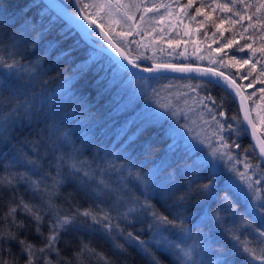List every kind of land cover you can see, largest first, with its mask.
<instances>
[{"label":"snow or ice","instance_id":"1","mask_svg":"<svg viewBox=\"0 0 264 264\" xmlns=\"http://www.w3.org/2000/svg\"><path fill=\"white\" fill-rule=\"evenodd\" d=\"M238 2L244 4L245 0H229L232 5ZM74 3L79 5L80 11L84 13L82 17L79 13L73 14L74 21L89 37L96 36L99 39L102 34L105 44L111 50L110 63L114 66L112 82L124 76L130 83L140 82L141 94L150 97V102L156 109L167 113L177 125L192 135V139L205 145L213 159L224 161L227 170L232 174L229 180L230 187L244 199L245 215H241L236 210L235 204L227 195L223 197L224 204L221 206V211L226 216L232 217V224L228 225L225 217L218 213L215 217L216 226L224 227L225 235L232 242V247L227 252L220 251L215 249L209 237L201 232L196 231V235L193 236L194 229L183 218L188 204L199 203L212 197L213 179L207 183H199L198 178H195L189 180L186 185H181L173 180L171 174L167 181H160L159 175L163 169L147 174L142 173L134 165L120 164L111 159L104 160L96 167L81 159L76 141L72 139L74 132L70 129L66 130L65 126L73 120L79 124L81 117L87 116L86 96L74 94L70 85L73 81L83 79L93 70L97 58L94 54H89L70 68L71 74L65 77L63 87L57 92V95L65 98V103L72 110L64 112L59 120L55 118V111L49 112L48 117L52 123L45 129L46 139L32 143L33 154L29 155L23 148L15 149V146L12 152H0V163L6 162L3 163L4 172L0 175V198L5 194L9 198L7 211L0 214V220L8 225L6 229H0V264H129L130 247L136 249L144 264H165L157 252L170 255L174 264H232L230 255L248 257L250 258L248 264L255 260H260L264 264V247H252L248 238L258 239L260 244H264V167L261 166V162L253 164L247 158L248 152H254L258 146V156L264 162V140L257 141L251 149H242L243 160L232 153L233 149H241L237 140L242 133L248 131V126L252 128L249 134L255 137L256 125L249 118L248 110L244 105V101L251 97H245L241 91L242 85L237 84L236 79L230 78L223 72L170 63H150L144 66L130 59L127 45L114 42L109 35L111 29L105 31L95 17L105 10L108 16H112L113 10L120 12L131 6L139 9L140 3L136 0H131L127 5L124 0H91V2L74 0ZM191 6L192 0H189L187 7ZM215 6L221 10L231 11L227 4L216 2ZM89 8L96 9V12L86 11ZM262 9H264V0H259L256 12L259 13ZM144 11H153V7H145ZM196 14L200 15L201 9L198 8ZM122 19L131 21L135 18L124 10ZM247 19L251 21L252 17L248 16ZM259 19L264 20V18ZM81 20L86 21L87 26L80 23ZM140 20L143 22V16ZM119 22L113 20V23ZM249 27L255 25L250 23ZM260 27H264V23H261ZM9 28L13 30L11 35L7 31ZM97 28L100 29L99 33L96 32ZM247 30L244 29L245 32ZM34 33L36 29L27 19L21 23L17 18L0 12V34L13 41V49L28 45L35 48L40 35ZM131 34V31L119 33L120 36ZM249 39L251 40L252 37L250 36ZM261 39H264V36ZM232 43L233 40L227 41L220 50L230 47ZM51 47L50 43L49 50ZM99 48L105 50V45L100 44ZM245 48L250 54L241 57L240 60H237L233 53L230 62L234 66L248 65L253 59L256 63L264 61V44L258 48L246 44L236 51L244 52ZM73 51H75L74 47L62 50L60 58L71 57ZM257 52L261 53L258 58ZM17 55L15 51H9L6 58L5 54L0 53V68L5 70L0 72V142L4 143L5 147L16 139L14 129L20 123L22 115H30L32 107L27 101L21 102L16 95L19 85L13 82V78L21 81L27 77H34L36 68L41 63V59L37 58L35 64L31 62L24 64L17 59ZM68 62L70 65L73 63L71 60ZM223 63L224 61H221V64ZM256 63L251 64L246 76H240L238 79L243 80L251 76ZM169 71L197 73L204 79L199 80L195 85H186L190 92L179 93L172 98H162L160 91L152 86L151 80L159 81L166 78L163 74ZM141 73L149 75L144 76ZM260 76H264V68L261 69ZM248 87H252V84ZM213 89H219V95H213ZM260 91L264 92V89ZM237 97H239L238 110L244 111L242 119L237 115H229L227 111L229 101H235ZM4 100L13 106L6 107L3 104ZM74 100L75 106H73ZM258 120L264 125V117H258ZM200 133H203V138ZM225 133L229 135L226 136ZM233 135L237 139H233ZM209 139H212L211 143H207ZM142 150L145 156L151 155L152 144L146 142ZM241 163L243 170L237 167ZM53 168L55 174L50 171ZM81 173L82 175H78ZM113 177H124V179L122 181L116 179L113 182ZM69 181H78L82 187L86 185L91 188L92 195L99 203L95 207L83 210L76 208L74 212H63L56 204V197L61 195L60 187ZM133 189L139 190V195H134ZM104 198H107V209L99 206L105 203ZM153 199L164 205L172 200L175 214L159 211L156 204L152 203ZM21 216L23 218H20ZM137 224L145 227L136 230L134 226ZM130 226L133 230H129ZM243 230L248 231V237L242 236ZM70 231L99 234L109 243L111 255L98 250L90 241L84 240L80 241L79 246L71 254L65 255L60 247L61 234ZM29 232H34L40 238V243L31 241L28 238ZM143 232L150 233L151 239H143L141 235ZM213 255L216 259H212Z\"/></svg>","mask_w":264,"mask_h":264},{"label":"trees","instance_id":"2","mask_svg":"<svg viewBox=\"0 0 264 264\" xmlns=\"http://www.w3.org/2000/svg\"><path fill=\"white\" fill-rule=\"evenodd\" d=\"M62 1L69 7L73 6V0ZM85 2H91V0H85ZM136 2L140 3L139 9L131 6L120 12L113 10L112 16H108L107 10H105L98 18L95 17L107 31L111 29L109 34L118 44L127 45L130 57L152 63L204 65L220 70L242 85L247 97H251L249 101L253 111H256L257 106L264 111V99H262L264 92L260 91L264 89V82H261L264 81V76H260L261 69L264 68V61L256 63L253 59L250 64L242 67L239 64L234 66L230 62L233 53L237 60L250 54L247 48L244 52L236 51L242 45L252 44L253 48H258L264 44V39H261L264 36V27H260L264 20L259 19L264 18V9L259 13L256 12L259 0H245L244 4L238 2L236 5L230 4L229 0H192L191 7H187L189 0H136ZM216 2L227 4L231 11L221 10L215 6ZM124 3L127 5L131 3V0H124ZM246 5L250 6L246 7ZM145 7H153V11L145 12ZM198 8L201 9L200 15L196 14ZM124 10L135 19L124 21L122 19ZM86 11L95 13L96 9L89 8ZM0 12L17 18L21 23L27 19L36 29L34 35L37 33L40 35L35 48L28 45L26 47L17 46L13 49V41L0 34V53L5 54L7 58L9 51H15L18 54L17 59L24 64L29 62L35 64L37 58L41 59L34 77H27L21 81H16L13 78V82L19 85L16 95L21 102L27 101L32 107L30 115H22L20 123L14 129L16 139L12 140V143L7 147L0 142V152H12L13 146H15V149L23 148L29 155L33 154L32 143L46 139L45 129L52 123L48 117L49 112H58L56 118L59 120L64 112L72 110L65 103L63 96L56 97L57 92L64 85L65 77L71 74L70 68L75 63L84 60L89 54H94L97 59L93 70L83 79L73 81L70 85L74 94H83L87 98V116H82L79 124L73 120L65 126L66 130L70 129L74 132L72 139L76 141V148L79 150L81 159L90 161L92 167H96L97 164L103 163L104 160L115 154L118 160L125 165H134L137 168L141 166L142 173L151 174L155 169L156 171L163 169L160 173L163 181L171 174L173 180L181 185H186L189 180L195 178H198L199 183H207L213 179L212 197L199 203L188 204L183 217L195 233L196 231L204 232L210 240L211 237H215L214 244L219 242L221 250L227 252L232 247V242L225 235V230L221 226L217 227L215 222L218 213L225 217L226 223L232 219L230 215L226 216L221 211V206L224 204L223 197L227 195L235 204L236 210L241 215H245V205L240 202L244 199L232 188H227L224 185L229 182L230 179L227 176L230 177V175H226L225 172L222 176L219 174L213 177L208 174V170L207 172H205L206 170L198 172L197 176L191 173L183 175L182 173L190 164L192 157L189 160H183L181 152L170 147L171 139L167 130L172 127L171 122L166 120L161 124H156V114L153 113L154 105L143 98L144 95L141 94L139 88L140 82L130 83L126 76L118 77L115 82H112L114 66L110 63L111 59L83 42L77 31L53 13L41 0H0ZM235 13H239V15H235ZM141 16H143V22L140 20ZM248 16L252 17L251 21L247 19ZM241 17L244 18L241 19ZM171 19L177 24L172 33L166 29L167 26L172 28V24L168 23ZM113 20L120 22L113 23ZM233 21L236 22L233 23ZM250 23L255 27H249ZM245 28L248 29L247 32L244 31ZM7 31L11 35L13 30L9 28ZM129 31H131V35H119L120 32L127 33ZM229 40H233L231 46L220 50ZM50 43L52 47L49 50ZM69 47L75 48L71 57L60 58L61 51ZM260 55L261 53H256L257 58ZM69 60L73 62L71 65ZM221 61L224 63L221 64ZM252 63H256V66L252 70L251 76L243 80L238 79L240 76L247 75ZM4 71L0 68V72ZM254 81L256 82L254 83ZM249 84H252V87H248ZM213 95H219V89H213ZM51 97L56 100H52L53 104L47 108L46 105ZM44 101H48V103ZM3 104L8 108L13 106L8 104L7 100H4ZM75 105L74 100L73 106ZM21 111L23 112V109ZM227 111L229 115H237L241 119L236 101H229ZM256 119L258 128L264 137V126L260 125L258 115H256ZM243 134L240 141L242 149H251L252 146L245 132ZM146 142L152 144L149 156H145L142 150ZM241 153H243L242 150ZM247 157L253 164L260 162L253 151H249ZM3 163L6 162L0 163V175L4 172ZM19 170L23 171V169ZM50 171L55 174L54 168ZM78 175H82V173ZM35 178L33 177V179ZM59 191L61 195L56 197V204L63 212H74L76 208L83 210L95 207L99 203L92 195L91 188L86 185L82 187L78 181L66 182ZM133 192H135L134 195H139V190L133 189ZM104 199L105 203L99 204V206L107 209V198ZM8 202L9 198L6 194L0 198V214L7 211ZM152 203L156 204L157 209L165 214H175L172 200H169L167 205L156 199H153ZM193 216L194 218H192ZM187 217L189 218L187 219ZM203 219L204 223L202 222L200 226ZM7 227V223L0 220V229ZM134 227L139 230L145 225L137 224ZM129 230H133L132 226ZM241 234L243 237H248L247 230L242 231ZM141 235L145 240L151 238L148 232H143ZM61 236L60 247L65 255L71 254L79 246L81 240L90 241L98 250L111 255L109 243L105 242L99 234L91 235L85 231H70L62 233ZM220 236L223 239H217ZM28 238L34 243H40V238L34 232H29ZM248 238L251 241V246H256L254 239ZM213 247L218 249L215 245ZM157 255L165 264H174L170 255H165L162 252H157ZM229 258L232 264H248L250 259L231 255ZM212 259H216V256L213 255ZM253 262L251 261V264ZM129 264H144L136 249L131 247L129 248Z\"/></svg>","mask_w":264,"mask_h":264},{"label":"rangeland","instance_id":"3","mask_svg":"<svg viewBox=\"0 0 264 264\" xmlns=\"http://www.w3.org/2000/svg\"><path fill=\"white\" fill-rule=\"evenodd\" d=\"M62 1V0H61ZM68 6V5H67ZM69 7V6H68ZM80 7V6H79ZM71 9H74V3H73V6L72 7H69ZM102 12H100V14L98 16H96V18H98L100 15H101ZM162 23V21H161ZM169 24H172V28L170 26H167L166 29H169L168 31L169 32H174L173 29L177 26V24L171 19L169 20L168 22ZM164 24V23H163ZM101 25V24H100ZM102 26V25H101ZM103 27V26H102ZM170 27V28H169ZM104 28V27H103ZM105 29V28H104ZM106 30V29H105ZM107 31V30H106ZM111 36V35H110ZM112 37V36H111ZM113 38V37H112ZM114 40V39H113ZM83 41V40H82ZM115 41V40H114ZM84 42V41H83ZM116 42V41H115ZM117 43V42H116ZM177 47V46H176ZM186 47V46H185ZM130 57V56H129ZM131 59H133L132 57H130ZM135 60L137 63L141 64V65H145V61L146 60H138V59H133ZM148 63H152V62H149V61H146ZM201 66H204V65H201ZM209 67V66H207ZM211 68V67H210ZM227 74V73H226ZM168 78V77H166ZM160 79L159 81L157 80H152L151 83H152V86L156 89H158L161 93V97L164 98V97H168V98H172V97H176L178 96L179 93H184V92H190V89L188 87H186V85H195L198 83V81H195V80H191V79H184V80H176L178 78H171L169 77L168 79ZM135 84L138 83L137 82H133ZM243 88V87H242ZM244 90V89H243ZM192 95H195V93H190ZM247 95V94H246ZM60 95H57L56 97H59ZM144 99H146L147 101H150V97L148 96H145L143 97ZM52 100H56V98H53L51 97V99H49V103L46 105V107H51V104L52 103ZM45 102V101H44ZM251 104V103H250ZM252 107V106H251ZM154 110H153V113L156 114V117H155V121L156 124H161L163 122H165L166 120L170 121V125L172 126L171 128H169L167 130V133H168V136L170 137L171 141H170V147H173V149L175 150H179L181 152V155L183 157V160H189L190 157H192L191 161H190V164L187 166V168L183 171V175L185 174H194V176H197L198 175V172H201L202 170H206L205 172H207V170L209 171L208 174H211L213 175V173L215 175H219L221 174L220 176L223 175V173L225 174L226 172V175H230V177L232 176V174L227 170V164L222 161V160H216V159H213L210 155H209V149L205 146V145H202L200 143H197L196 140L192 139V135L190 133H188L187 131H185V129L179 125H177L175 123V121L167 114V113H164L162 111H159L158 109L155 108V106L153 107ZM253 109V108H252ZM55 113L57 114L56 117H58V112L55 111ZM253 115H254V119H255V122H256V115H258V117H264V111L263 109L261 108H257L256 111H253ZM55 117V118H56ZM223 119V118H221ZM242 119V118H241ZM57 120V118H56ZM259 121V120H258ZM84 123V122H83ZM260 123V122H259ZM257 124V123H256ZM261 126H264L260 123ZM235 126V125H234ZM258 127V125H257ZM260 130V129H259ZM197 131H199V129H197ZM210 131V130H209ZM84 134V133H83ZM201 135V138H203V133H200ZM225 135H229L228 133H225ZM243 133L239 136L237 142L240 143V141L242 140L243 138ZM233 139H237L235 137V135L232 136ZM212 142V139H209L207 141V143H211ZM250 143V142H249ZM240 145H242L240 143ZM234 150V149H233ZM232 150V153L234 156H237L239 157L241 160L244 159V153H241V150H242V146H241V149H239L237 152H234ZM177 156V155H176ZM181 157V159H182ZM248 158V157H247ZM108 159H111V160H114L120 164H124L122 163L120 160H118L117 156L115 154H113L112 156H110ZM107 159V160H108ZM248 160H250L248 158ZM87 161L89 164H92L90 161L88 160H85ZM128 165V164H127ZM208 167H210V169H208ZM237 167H239L241 170H243V164H238ZM137 168V167H136ZM137 169H141V166H139ZM192 170H195L194 172ZM154 172H156V169L154 170ZM153 172V173H154ZM188 176V175H187ZM228 179H230L229 176H227ZM193 178V177H192ZM116 179H119V180H123L124 177H113V182H115ZM168 178L164 179V181H167ZM159 180L160 181H163L162 180V176L161 174L159 175ZM225 187L229 188L230 187V184L229 182L228 183H225L224 184ZM231 188V187H230ZM135 194V192H133ZM242 197V196H241ZM243 198V197H242ZM241 204L245 205V202L243 200L240 201ZM244 202V203H243ZM185 218V217H183ZM189 217H187L188 219ZM194 218V216L192 217ZM204 223V219L201 220L200 222V226H201V223ZM216 222V220H215ZM231 222H232V219L230 221H228V225H231ZM221 228L224 229L223 226H221ZM222 229V230H223ZM244 231V230H243ZM202 234L206 235V233L202 232ZM209 234V233H208ZM196 233L193 232V236H195ZM219 236V235H218ZM170 239H172V237H169ZM214 238L215 237H211V240L209 238V240L211 242H213L212 246L215 245L217 246V248L219 250H221V246L218 243L214 244ZM252 238V237H251ZM151 239V238H150ZM148 239V240H150ZM217 239H223L221 236L220 237H217ZM254 242L256 243V246H253L254 248L256 247H264V244H260L259 240L258 239H254ZM222 251V250H221ZM253 264H262V262L260 260H255L253 262Z\"/></svg>","mask_w":264,"mask_h":264},{"label":"water","instance_id":"4","mask_svg":"<svg viewBox=\"0 0 264 264\" xmlns=\"http://www.w3.org/2000/svg\"><path fill=\"white\" fill-rule=\"evenodd\" d=\"M42 2H44L52 12H54L60 19H62L64 22H66L67 24H69L72 28H74L78 34L80 35L81 39L87 44L89 45L90 47L98 50V51H101L103 53H105L106 55H108L111 59H112V53H111V50L108 49V46L105 44L104 42V38H103V35L101 34L100 35V38L97 39L96 36H92V37H89L87 36L83 29H81L78 24L74 21L73 19V14H76V13H79L80 17H82L84 15L83 12L80 11V7L79 5H76L74 3V0H73V3H74V7L75 9L72 10L71 8H69L63 1L61 0H42ZM80 23H83L84 25L87 26V22L86 21H83L81 20ZM89 30H91V28H89ZM106 31V30H105ZM96 32L99 33L100 32V29L97 28L96 29ZM110 35V34H109ZM113 39V38H112ZM114 41V40H113ZM115 42V41H114ZM100 44H104L105 45V50H101L99 48V45ZM130 58V57H129ZM131 59V58H130ZM126 63V61H125ZM177 66H191L192 68H198V69H211L212 71L214 72H222V71H219L217 69H214V68H210V67H207V66H200V65H177ZM130 67V66H129ZM224 73V72H223ZM225 75L227 76H230L226 73H224ZM141 75H144V76H148L149 74L147 73H141ZM164 77H178V78H189V77H192L191 79H194V80H201V79H204V77L202 75H199L197 73H179V72H166L163 74ZM230 78H232L230 76ZM237 84H239L237 81H236ZM241 91H242V94L247 97L246 93L244 92L243 88H241ZM236 103L238 105V102H239V97L236 98ZM244 105L246 107V109L248 110V114H249V118L253 121V123H255V119H254V115H253V111H252V107H251V104L249 102V99H246L244 101ZM240 113H241V116L243 118L244 116V111H241L240 110ZM244 124L246 125L247 122L245 121ZM256 125V123H255ZM252 132V128L250 126H248V131L246 132L247 135H248V138L250 140V143L251 145H256L257 144V141L259 140H264L257 125L255 127V137L251 136L249 133ZM255 152L258 156V152H259V148L258 146L255 148ZM259 157V156H258ZM261 160V158H259ZM262 162V161H261ZM263 166H264V162H262Z\"/></svg>","mask_w":264,"mask_h":264},{"label":"bare ground","instance_id":"5","mask_svg":"<svg viewBox=\"0 0 264 264\" xmlns=\"http://www.w3.org/2000/svg\"><path fill=\"white\" fill-rule=\"evenodd\" d=\"M42 1V0H41ZM44 3V2H43ZM45 4V3H44ZM46 5V4H45ZM47 6V5H46ZM48 7V6H47ZM49 8V7H48ZM50 9V8H49ZM74 9H75V7H74ZM74 9H72V10H74ZM54 13V12H53ZM66 23V22H65ZM98 23V22H97ZM78 33V32H77ZM89 46V45H88ZM92 48V47H91ZM94 49V48H93ZM96 50V49H95ZM96 51H98V50H96ZM99 52H101V51H99ZM103 53V52H102ZM105 54V53H104ZM108 56V55H107ZM109 57V56H108ZM110 58V57H109ZM111 59V58H110ZM145 65L144 66H146V65H148V64H150V63H148V62H146L145 61ZM201 66V65H200ZM220 71V70H219ZM171 78H178V77H171ZM178 79H190V78H178ZM191 80H194V79H191ZM195 81H199V80H195ZM245 92V91H244ZM250 102V101H249ZM240 111V110H239ZM252 111H253V109H252ZM241 114V113H240ZM254 114V113H253ZM241 118H242V116H241ZM256 123V122H255ZM257 125V124H256ZM259 129V128H258ZM260 131V130H259ZM260 133H261V131H260ZM245 134H246V136H247V139H248V141L250 142V140H249V138H248V135H247V133L245 132ZM261 135H262V133H261ZM262 137H263V135H262ZM263 139H264V137H263ZM250 145H251V143H250ZM242 146V145H241ZM252 146V145H251ZM239 149H234L233 151L234 152H237ZM255 152V151H254ZM255 154H256V152H255ZM256 156H257V154H256ZM258 157V156H257ZM258 159H259V157H258ZM260 160V159H259ZM260 162H261V160H260ZM262 163V162H261ZM262 166H263V164H262ZM264 167V166H263Z\"/></svg>","mask_w":264,"mask_h":264}]
</instances>
